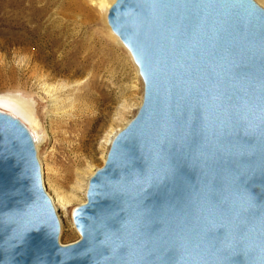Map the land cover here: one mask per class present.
I'll return each instance as SVG.
<instances>
[{
    "label": "water",
    "instance_id": "95a60500",
    "mask_svg": "<svg viewBox=\"0 0 264 264\" xmlns=\"http://www.w3.org/2000/svg\"><path fill=\"white\" fill-rule=\"evenodd\" d=\"M144 83L137 115L60 244L35 138L0 111V264H264V8L116 0Z\"/></svg>",
    "mask_w": 264,
    "mask_h": 264
},
{
    "label": "rangeland",
    "instance_id": "374dc122",
    "mask_svg": "<svg viewBox=\"0 0 264 264\" xmlns=\"http://www.w3.org/2000/svg\"><path fill=\"white\" fill-rule=\"evenodd\" d=\"M100 1L0 0V111L18 117L35 138L62 245L80 238L73 212L86 202L90 178L105 164L114 136L137 115L144 95L137 66L107 22L116 0ZM85 37H93L96 54L88 67H75L64 53ZM54 100L76 130L75 153L60 141ZM76 161L82 163V178L66 173Z\"/></svg>",
    "mask_w": 264,
    "mask_h": 264
},
{
    "label": "bare ground",
    "instance_id": "6f19581e",
    "mask_svg": "<svg viewBox=\"0 0 264 264\" xmlns=\"http://www.w3.org/2000/svg\"><path fill=\"white\" fill-rule=\"evenodd\" d=\"M262 2H264V0H260ZM96 3L97 4H100L101 1L100 0H96ZM112 7V6H111ZM110 7V8H111ZM59 26V25H58ZM56 28V27H55ZM111 30V29H110ZM61 32V31H60ZM70 33V32H69ZM113 33V32H112ZM114 34V33H113ZM115 35V34H114ZM116 36V35H115ZM71 37V36H70ZM73 37V36H72ZM71 37V38H72ZM117 37V36H116ZM118 38V37H117ZM92 38H86L85 39L83 38V40L80 42V44L78 46H73L72 48H68V50L64 53V56L65 58L68 59L69 63L75 67H82L84 65H86V63H89L90 61H92L91 59L94 58L95 54H96V50L94 49V45H92ZM119 39V38H118ZM120 40V39H119ZM71 41V40H70ZM121 42V41H120ZM94 43V41H93ZM122 43V42H121ZM123 44V43H122ZM69 45V44H68ZM75 47V48H74ZM125 47V46H124ZM126 48V47H125ZM131 55V54H130ZM132 57V56H131ZM89 64H87L86 66L88 67ZM17 101V104L19 105L18 108L21 109L24 113H27V111L24 109V107L22 106L21 102L19 100H16ZM55 101V107L57 108V112L56 113V116H58L59 118V127H58V132L60 134V136L62 137V139H60L61 142H64V143H68V145L70 146H73V149H72V153H75V150H76V146L78 144H76L75 146V137L72 136L74 131L76 130H73V127L71 125V122L69 123L68 120H66L65 118L68 116L67 113H65L63 111V113H59L58 112V108L57 106H59L60 103H58V101L54 100ZM54 107V108H55ZM55 108V109H56ZM60 116V117H59ZM66 116V117H65ZM65 117V118H64ZM18 118V117H17ZM77 124V122H76ZM82 126V124H81ZM79 127V126H78ZM77 128V127H76ZM56 131V130H55ZM78 134V133H77ZM68 135V136H67ZM77 140V139H76ZM113 140V139H112ZM75 142V143H74ZM79 143V142H78ZM112 143V142H111ZM79 153V152H78ZM75 164V168L76 170H74L73 168H67L66 169V173H68L67 175L70 177V178H73V177H81L82 176V172H83V169H82V163L81 161H76ZM82 178V177H81ZM59 183V182H58ZM77 186H80V185H77ZM73 189L74 187H72V192H73ZM72 201L71 199V196L69 194L66 195V197L64 198V203L65 204H69L70 202Z\"/></svg>",
    "mask_w": 264,
    "mask_h": 264
}]
</instances>
